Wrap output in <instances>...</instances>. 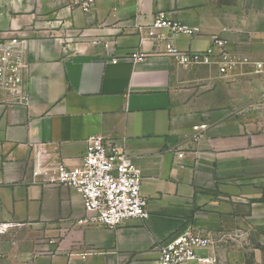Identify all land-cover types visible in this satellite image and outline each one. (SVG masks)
Instances as JSON below:
<instances>
[{
    "label": "crops",
    "instance_id": "0c3cea01",
    "mask_svg": "<svg viewBox=\"0 0 264 264\" xmlns=\"http://www.w3.org/2000/svg\"><path fill=\"white\" fill-rule=\"evenodd\" d=\"M160 12L199 33L149 39ZM5 36L26 40L30 100L0 89V264H156L155 246L187 226L216 235L224 264H264V73L164 54L220 36L264 61V0H96L89 13L72 0H0ZM94 135L141 169L147 219L79 225L82 195L34 175L78 165Z\"/></svg>",
    "mask_w": 264,
    "mask_h": 264
},
{
    "label": "built area",
    "instance_id": "2783aa9c",
    "mask_svg": "<svg viewBox=\"0 0 264 264\" xmlns=\"http://www.w3.org/2000/svg\"><path fill=\"white\" fill-rule=\"evenodd\" d=\"M72 2L84 13L92 12L96 7V0ZM199 31L198 27L170 19L160 12L149 25L147 37L161 41L174 35L193 36ZM26 47L25 39L0 37V89L15 96L22 104H28L30 100ZM164 54L174 57L184 67L209 66L220 75L235 74L240 67H249L252 73H264V61L232 51L228 40L220 36H214L212 43L199 51L180 50L170 43ZM145 56L142 53L132 55L135 61H141ZM207 127V124H201L194 129L205 130ZM198 138L195 136L193 140ZM34 175L44 176L47 184L75 188L82 195L85 215L77 220L79 225L114 229L130 219H147L150 215L149 200L142 192L143 173L114 139L91 136L78 165L63 162L52 170H37ZM8 226L7 223L0 224V233ZM219 242L214 233L187 226L155 246L156 264H222Z\"/></svg>",
    "mask_w": 264,
    "mask_h": 264
},
{
    "label": "rangeland",
    "instance_id": "374dc122",
    "mask_svg": "<svg viewBox=\"0 0 264 264\" xmlns=\"http://www.w3.org/2000/svg\"><path fill=\"white\" fill-rule=\"evenodd\" d=\"M247 239L249 240V242H250V245H249V247H250V249H246V250H244L245 251V256L247 257V260H248V262H252V253H253V248H256V247H258L259 246V242H258V234L255 232H253V233H251V234H249L248 236H247ZM219 251H220V249H219ZM221 254V253H220ZM222 264H224V260H223V263ZM226 264V263H225Z\"/></svg>",
    "mask_w": 264,
    "mask_h": 264
}]
</instances>
